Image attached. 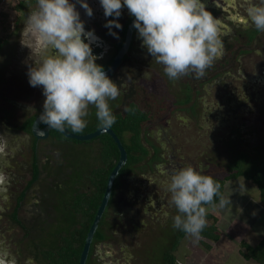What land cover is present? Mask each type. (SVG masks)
<instances>
[{
  "label": "flooded vegetation",
  "instance_id": "obj_1",
  "mask_svg": "<svg viewBox=\"0 0 264 264\" xmlns=\"http://www.w3.org/2000/svg\"><path fill=\"white\" fill-rule=\"evenodd\" d=\"M254 2L259 3V0ZM203 3L218 19L222 40L219 55L205 70L203 76L198 77L190 72L177 80H170L163 71V65L156 63L147 48L142 46L136 28L121 62L108 76L120 87V95L109 101L113 114L119 121L125 118L124 116L132 114L134 125L140 126L138 134L124 126L117 130L125 140H128L127 144H132L131 140L137 136L147 152L141 161L128 163L129 154L138 156L141 148L130 146L129 153L117 130L112 126L105 128L111 129L120 139L126 150L127 160L115 177L109 203L97 228L103 237L95 240L94 235L86 264H134L135 261L132 259L134 256L131 254L129 256L123 249L127 247L126 244L116 248L110 242L112 236L119 233L120 228L131 229L130 239L142 238L152 224L154 233L156 232L153 236L158 235L166 239L163 232L170 220L169 210L158 201L160 195L154 188L155 178L152 175L164 174L168 162L172 159V156H168V159L164 156L167 147L159 142L161 138L169 139L170 135H176L174 123L190 122L202 127L203 122L212 126L209 121H213V118L220 121L219 125L228 121L232 128L231 132L234 130L233 138L237 135L254 143L253 146L245 147L236 159H239L240 155L252 158L253 155L255 157L260 153L262 156L260 149L264 144V32L257 31L249 24L244 0H203ZM125 14L126 17L117 18L121 27L117 28L114 39L96 33L99 23L102 24L107 21L106 19L93 18L87 20L84 25L86 32L94 33L91 48L97 57L96 60L102 61L96 63L101 65L104 71L112 66L123 49L129 25L135 19L129 11ZM86 42L89 41L86 39ZM162 91L164 99L160 102L162 104L158 105L154 101V95ZM44 100L45 96L42 95L37 100L40 105L37 104L35 110L33 106L25 110L27 115L18 129H15H21L26 134V147L28 146L26 152L30 158V161L26 162L29 168L26 167L25 170L29 171L30 178L18 193L11 214L12 220L21 229L18 235L20 243L14 242L12 253L18 264H24L29 257L34 259L35 264H59L57 256L61 241L71 236L75 229H81L83 226L89 210L86 196L99 195L100 184L103 182L102 175L108 164L111 161L115 164L110 171L111 174L121 159L118 143L108 131L89 140H77L66 137L62 131L55 128L50 129L49 133L43 132L47 126L40 122L42 131L38 129L37 132L41 136L35 134L33 125L43 111ZM97 123L99 122L96 118L87 126L94 127ZM158 128L159 132L156 131ZM68 129L72 132L70 128ZM100 129L103 127L98 126L90 132L76 134H90ZM160 133L164 137L159 136ZM106 136L113 138L119 148L120 154L116 159L107 154L109 152ZM83 141H93L91 143H95L96 146L87 150L88 147ZM75 144L81 146L78 148H86L85 162H75L76 158L70 149ZM90 153L96 155L95 161L92 165H87ZM102 153L103 158L97 159ZM181 164L182 162H178L177 166ZM203 166L204 164L198 165L197 170L203 174L207 173L206 175L214 177L218 182V177L209 172L211 162L206 168ZM171 167L174 166L171 164L167 167L168 172ZM51 171L54 177L48 179ZM45 176L49 180L47 185L42 183ZM147 189L150 190L147 192ZM31 193L34 195L31 196ZM29 194L31 197L29 204L34 206V218L25 222V217H20V210L23 202L29 199ZM21 196L23 198L20 199ZM79 202L82 203L81 206H77ZM148 234L152 236L151 232ZM136 244L138 247L141 246L138 241ZM60 264H68V261Z\"/></svg>",
  "mask_w": 264,
  "mask_h": 264
},
{
  "label": "clouds",
  "instance_id": "obj_2",
  "mask_svg": "<svg viewBox=\"0 0 264 264\" xmlns=\"http://www.w3.org/2000/svg\"><path fill=\"white\" fill-rule=\"evenodd\" d=\"M88 16L92 9L87 0H78ZM246 18L251 26L264 32V0H244ZM106 17H119L123 7L135 17L142 46L170 80L194 73L203 76L222 48L219 21L207 10L203 0H100ZM107 27L120 28L118 20ZM26 45L38 59L28 69L29 84L42 87L45 100L40 121L74 133L87 127L90 106H94L99 126L110 128L115 122L109 101L120 95V87L96 63L91 41L92 31L84 22L72 0H36L26 20ZM86 39L89 42H86ZM170 194L169 204L176 209L173 227L196 239L207 225L208 208H223L230 200L220 193L221 185L210 175L193 166L182 167L164 181ZM9 181L0 175V194L6 195ZM167 215V213L165 214ZM0 264H18L11 251L0 241ZM24 264H35L29 257Z\"/></svg>",
  "mask_w": 264,
  "mask_h": 264
},
{
  "label": "rangeland",
  "instance_id": "obj_3",
  "mask_svg": "<svg viewBox=\"0 0 264 264\" xmlns=\"http://www.w3.org/2000/svg\"><path fill=\"white\" fill-rule=\"evenodd\" d=\"M18 2L19 0H5L0 3V37L4 39L2 40L4 43L0 48V175L7 177L9 181L6 193L8 199L5 200L4 194H0V241L4 242V246L9 248L11 253H14V242L20 243L18 235L21 232L20 226L12 220L11 214L18 193L30 178L29 171H25L26 167L29 168L26 162L30 161L28 152H26L28 150V146L26 147V134L21 129H15H18L24 116L27 115L25 110L31 106L34 108L37 104L40 105L37 100L43 95L42 87H32L29 84L27 74L29 66L38 59L31 52V49L26 46L32 44L26 34V20L29 13L34 9L36 1L27 0L21 10L14 8ZM72 2L75 4L84 25H86L87 20L93 18L106 19L107 21L103 20L102 24L99 23L100 26L98 25V28H96V33H101L109 39H114L117 28L115 26H112L111 29L107 27L108 20H117L120 16H127L125 12L128 9L123 7L119 17H106L100 0H87L92 9V15L88 16L78 0H72ZM96 62L101 63L102 61L96 60ZM163 99V91L155 93L154 101L156 104L161 105L160 102ZM95 111L94 106H90L89 116L87 117L88 123L96 120ZM209 122L212 126L206 122L202 123V127L190 122L187 124L182 121L176 122L173 126L177 131L176 135H170L169 139L166 137L160 139L159 143L167 147L164 156L166 158L172 156L164 174L156 173L152 175L155 178L154 188L159 191L158 195H160L158 201L160 205L163 204L169 210L170 220L163 232L166 239L158 235L153 236L156 232L154 233L152 224L142 238L130 239L131 229L122 230L120 228L119 233L113 235L110 239V242L116 248L121 244L127 245L123 249L128 252L129 256L130 254L134 256L132 258L135 261L134 264H165L164 248L169 245L170 237L174 236L175 238L179 232V229L172 226V217L177 212L169 204L170 194L166 191L164 183L169 178V174L189 165L197 169L198 165L204 164L203 168H206L209 162L212 165L209 167V172L214 173L219 180H224L223 196L230 200V203L223 208L219 207V203H216L215 207L206 205L208 208L207 221H210L209 214L217 216L222 236L219 241L212 244L211 250L206 251V245L201 242L200 238L196 239L186 235L175 250L177 264H258L253 260L244 259L238 249L241 247L240 240L242 239L257 244L264 237V205L260 200V192L253 181L244 177L225 180L229 170L228 167L234 163L238 154L244 151L245 147L253 146L254 143L239 138L237 135L233 138L232 132L234 130L231 132L232 128L228 121L225 123L221 121L223 125H219L220 121L213 118V121ZM157 125L156 127H158ZM163 127L166 126L163 125ZM156 131L159 132V128ZM160 134L159 136L164 137L162 133ZM91 142L93 141H83V144L88 147L87 150L96 146L95 143ZM78 147L81 146L75 144L70 147L73 157L76 158L75 162H85L87 150ZM260 150L262 156L259 153V157L257 155L255 157L264 159V144ZM95 156L90 153L86 164L92 165ZM103 156L102 153L97 156V159L103 158ZM253 156L252 158H255ZM178 162H182V164L177 166ZM171 164L175 168L171 167L168 172L167 167ZM50 177H54L52 171L47 176L48 179ZM47 178L44 177L43 185L48 184L49 180ZM45 188L47 189L46 186ZM149 190L147 189V192ZM32 195L34 194L31 193ZM28 197L29 199L23 202L20 210V217H25V222L34 218V206L29 204L30 194ZM58 225L62 228L60 224ZM149 232L152 233V236H149ZM137 241L140 242L141 246H137Z\"/></svg>",
  "mask_w": 264,
  "mask_h": 264
},
{
  "label": "trees",
  "instance_id": "obj_4",
  "mask_svg": "<svg viewBox=\"0 0 264 264\" xmlns=\"http://www.w3.org/2000/svg\"><path fill=\"white\" fill-rule=\"evenodd\" d=\"M27 0H19L17 5L14 6L15 9L21 10L25 5ZM36 1V0H34ZM2 3V0H0ZM6 15V14H5ZM5 29V28H4ZM2 37H0V48L4 43ZM125 118L120 119V121L116 117L117 124H113L112 127L117 129H121V126L127 127L129 129H133L137 134L139 132L140 126L134 125V120L132 119V114L124 116ZM144 118V117H142ZM138 124V123H137ZM140 125V123H139ZM99 126L97 123L94 127L87 126L83 132L80 133H87ZM118 126V127H117ZM117 127V128H116ZM136 128V129H135ZM120 139L122 140L124 146L130 153V146H136L141 148V153L138 156L129 154V162L128 163H135L141 161L146 155V148L140 142L138 137L131 140L132 144H127L121 133L117 130ZM106 142H108V156H112L113 158H118L120 151L116 144V142L110 136H106ZM130 142V143H131ZM110 148V150H109ZM111 163V164H110ZM106 171L102 175L103 182L100 184L101 192L99 195L95 196H86L87 204L89 205V210L86 215V218L83 221V226L81 229H75L71 236L65 237L61 241L60 249L57 256V262L63 263L68 261V264H79L81 253L83 251V247L88 235V232L92 226L94 221L97 209L101 203V199L103 196V192L107 185L108 176L110 171L114 167L113 161H111ZM238 177H244L247 180L253 181L255 185H257L258 190L260 192V200L264 205V159L261 158H249L246 155H240L239 159H236L233 164L229 166L228 174L225 176V180H230ZM218 183L221 185L220 193L224 194V180H219ZM23 196L20 197V199ZM219 203V198L215 200V204ZM81 202L77 204V206H81ZM210 221H207L206 227L200 234V240L202 243L206 245V251L212 249V244L220 240L222 236V232L218 225V217L214 214H209L208 216ZM187 234L183 231L179 230L178 234L175 238H171L169 241V245L164 251V262L165 264H177V256L175 254V250L178 248L179 242L186 236ZM103 235L101 231L97 230L95 234V240L101 239ZM240 253L241 255L247 260H253L258 264H264V237L255 245L249 243L248 241L242 239L240 240Z\"/></svg>",
  "mask_w": 264,
  "mask_h": 264
},
{
  "label": "water",
  "instance_id": "obj_5",
  "mask_svg": "<svg viewBox=\"0 0 264 264\" xmlns=\"http://www.w3.org/2000/svg\"><path fill=\"white\" fill-rule=\"evenodd\" d=\"M134 20L129 25V28H128V31H127V37H126V41H125V45H124L123 49L119 52L118 56L116 57L115 61L112 64V66L107 71H105L107 76H109L116 69V67L121 62V59H122L124 53L127 51V47H128V45L130 43L133 30L135 29V27L133 26ZM39 117L34 122L33 129L35 131V134H37L38 136H41L37 132L38 129L41 130L40 126H39L40 122H41ZM50 129H52V128L47 126L43 130V132L49 133ZM106 131L112 133V136L114 137V139L118 143V146H119V148L121 150V159H120L119 163L117 164V166L114 168V170L111 172V174L109 176V180H108L106 192L104 194V198H103L102 203H101V205H100V207L98 209V212H97V215H96V217L94 219V222H93V224H92V226H91V228H90V230L88 232V235H87L84 247H83V251L81 253L80 264H86L87 263V259H88V256H89V252H90V248H91V245H92L93 237H94V235L96 233V230H97L98 225L100 223V220H101V218L103 216V213H104V211H105V209H106V207H107V205L109 203V200H110V197H111V194H112V189H113V184H114L115 177H116L119 169L121 168V166L126 163L127 153H126V150H125L122 142L120 141V139L117 137V135L111 129L103 128V129L97 130V131H95L93 133L84 134V135L73 133L67 127H65V129L62 131L63 134L66 137L75 138L77 140H89V139H92V138L100 135L103 132H106Z\"/></svg>",
  "mask_w": 264,
  "mask_h": 264
},
{
  "label": "crops",
  "instance_id": "obj_6",
  "mask_svg": "<svg viewBox=\"0 0 264 264\" xmlns=\"http://www.w3.org/2000/svg\"><path fill=\"white\" fill-rule=\"evenodd\" d=\"M260 241V240H259ZM249 243H251V242H249ZM251 244H253V243H251ZM253 245H255V244H253ZM238 251L240 252V248L238 249ZM241 254V253H240ZM245 259V258H244Z\"/></svg>",
  "mask_w": 264,
  "mask_h": 264
},
{
  "label": "built area",
  "instance_id": "obj_7",
  "mask_svg": "<svg viewBox=\"0 0 264 264\" xmlns=\"http://www.w3.org/2000/svg\"><path fill=\"white\" fill-rule=\"evenodd\" d=\"M2 1H5V0H2Z\"/></svg>",
  "mask_w": 264,
  "mask_h": 264
}]
</instances>
